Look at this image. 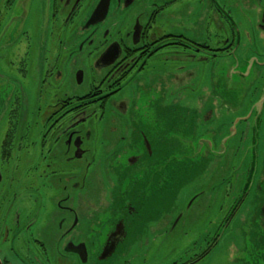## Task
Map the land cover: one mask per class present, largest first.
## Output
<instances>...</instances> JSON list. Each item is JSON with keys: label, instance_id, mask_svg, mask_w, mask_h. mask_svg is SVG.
Wrapping results in <instances>:
<instances>
[{"label": "flooded vegetation", "instance_id": "af4514ba", "mask_svg": "<svg viewBox=\"0 0 264 264\" xmlns=\"http://www.w3.org/2000/svg\"><path fill=\"white\" fill-rule=\"evenodd\" d=\"M18 1L0 0V26ZM29 4L23 15L32 21L30 28L45 32L47 44L30 47L33 30H27L24 47L0 56L2 69L14 79L0 138V185L6 184L0 190L1 261L132 264L129 258L141 257L137 250L162 252L164 237L181 226L205 192L192 195L185 210L173 187L170 198L160 199L161 186L174 183L176 154L208 146L221 155L232 144L237 157V145L248 143L260 123L264 131V62L255 75L262 86L252 98L263 103L253 130L249 119L256 103L233 112L242 114L229 119L223 138L204 140L214 134L198 127L216 114V97L209 96L211 103L195 98L191 110L182 104L186 97L169 99L168 93H183L176 80L183 70L229 62L241 46L238 6L249 12L248 39L263 40L264 0ZM26 103L33 104L32 112ZM170 105L186 108L193 126L183 120L186 113L173 114L182 123L171 126ZM31 114L36 126L27 128ZM256 168L258 176L250 170L246 186L240 187L241 178L234 180V202L226 215L218 208L219 222L204 209L205 235L192 241L194 251L165 264H211L225 229L242 216L257 222L254 242L245 245L254 256L247 254L243 264H264V159L253 164ZM257 193L262 199L247 204ZM139 264L161 263L141 259Z\"/></svg>", "mask_w": 264, "mask_h": 264}, {"label": "rangeland", "instance_id": "374dc122", "mask_svg": "<svg viewBox=\"0 0 264 264\" xmlns=\"http://www.w3.org/2000/svg\"><path fill=\"white\" fill-rule=\"evenodd\" d=\"M30 6L29 0H19L16 5L14 4L13 10L0 26V56L25 46L26 39L24 33L27 30H33L32 27L28 26L32 21L25 18L20 23L21 19L19 20V17H22L25 11L29 13ZM248 13L247 8L238 6L235 17L241 21V46L234 52L233 56L229 57V62L224 60V63H216L210 69H208L209 66L198 68V70H193V73L190 70H183L176 76V80L183 85V93L182 91L177 93L176 90L168 93L167 98L169 99L178 96L186 97V100L182 104L191 110L195 106V104H192L195 98L201 101V103L205 100L211 103L209 96L216 97L218 100L215 101L217 107L216 114L211 120H206L201 124L202 126L194 127L196 129L198 127L201 132L209 130V133L214 134L206 136V138H203L204 140L214 141L217 137L223 138L225 136L224 133H228L229 119L236 118L238 114H242L241 111L235 114L233 112L240 107L244 109L252 107L255 103L257 104L255 105L256 111L249 119V123H251V130L256 128L255 119L258 117L262 101L257 98V95L254 98H252V95L254 92L259 91L262 86L261 80H256L257 76L255 75L257 72L259 73L258 64L264 62V39L257 38L256 35H251V39H248L249 35L247 33H249V30L246 29L244 24ZM32 36L30 47L41 48L47 44L48 37L45 32L41 33L33 30ZM13 80V77L11 78L2 69L0 62V138L3 136V132L6 130L8 124L6 121V117H8V98L14 86ZM25 106H30V111L32 112L33 104L26 103ZM183 106H169L168 114L170 115L171 126H178L182 123L181 118L179 116L173 118V114L184 113L187 114L183 119L186 121V125L193 126V121L190 120L193 116L188 115L189 111L183 108ZM26 114L27 112L25 113V117ZM25 122L27 123V128L36 126L35 121H33V114ZM255 133L253 137L251 134L248 143L237 145V157L232 151V144L228 147L226 146L227 148L222 150L223 153L221 155L210 152L208 146L194 153L187 151L186 153L179 152L176 154L175 172L172 175L174 183L170 181L166 186H161L162 197L160 195V199L166 201L167 198H170L171 191H173L171 188L173 187L176 191V198L184 202L183 210H185L188 199L192 195L203 192V190L205 191L204 195L201 194L198 202L191 207L189 212L187 211L188 214L183 219L184 222L181 226L175 232L164 237L167 245L162 252L154 254L137 250L141 257L137 260L129 258L132 264H139L141 259H144L147 263L159 261L161 264H165L173 259H178L180 256L183 257L186 252L190 253L194 251L192 241L200 239L201 235H205L204 209L211 211V219L214 222H219L220 213L218 208L220 206L223 207V214L226 215V212L230 210V205L234 202L233 195L237 193L235 192L237 188L234 187V180L241 178L240 187L242 188L246 178L249 177L247 175L248 172L250 173V170L252 171V177L258 176V168L253 171V164L264 159V131L261 128V123ZM218 135H221V137ZM202 168L204 169L202 170ZM235 168H238V171L232 176ZM8 171L12 170L8 169ZM17 171L23 173L22 169ZM202 172L204 173L202 174ZM15 175L22 176L18 175L17 172ZM247 184L246 182L245 186ZM5 185H0V190ZM260 199H262V196H260V193H257V195H251L246 203L259 202ZM233 220L225 229L226 231L222 235L223 242H221L209 263L243 264V259L248 254L245 245H250L254 242V228L257 222L253 220L244 221V216L237 219L234 217ZM210 229L213 231L214 227ZM251 254L247 256H254V253ZM118 256L119 261L125 260L123 255ZM225 258L228 262L225 261Z\"/></svg>", "mask_w": 264, "mask_h": 264}, {"label": "water", "instance_id": "95a60500", "mask_svg": "<svg viewBox=\"0 0 264 264\" xmlns=\"http://www.w3.org/2000/svg\"><path fill=\"white\" fill-rule=\"evenodd\" d=\"M25 18H26L25 15H23L22 17H19V20L21 19L20 23H22ZM262 103H263V101H262ZM0 264H3V261H1V259H0Z\"/></svg>", "mask_w": 264, "mask_h": 264}]
</instances>
